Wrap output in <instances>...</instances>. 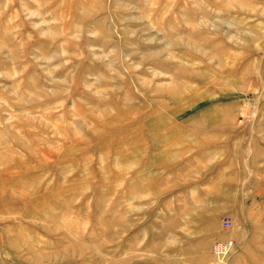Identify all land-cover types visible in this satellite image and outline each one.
<instances>
[{"label":"rangeland","instance_id":"rangeland-1","mask_svg":"<svg viewBox=\"0 0 264 264\" xmlns=\"http://www.w3.org/2000/svg\"><path fill=\"white\" fill-rule=\"evenodd\" d=\"M227 238L264 264V0H0V264Z\"/></svg>","mask_w":264,"mask_h":264},{"label":"built area","instance_id":"built-area-1","mask_svg":"<svg viewBox=\"0 0 264 264\" xmlns=\"http://www.w3.org/2000/svg\"><path fill=\"white\" fill-rule=\"evenodd\" d=\"M223 223L228 226L231 220L225 217ZM236 251L237 246L231 238L215 240L212 245V255L218 264H231L230 258Z\"/></svg>","mask_w":264,"mask_h":264}]
</instances>
